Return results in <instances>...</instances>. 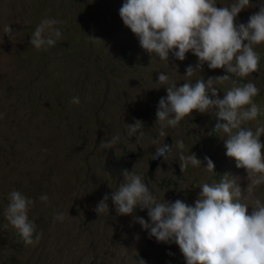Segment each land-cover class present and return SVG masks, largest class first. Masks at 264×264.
<instances>
[{
	"label": "rangeland",
	"instance_id": "1",
	"mask_svg": "<svg viewBox=\"0 0 264 264\" xmlns=\"http://www.w3.org/2000/svg\"><path fill=\"white\" fill-rule=\"evenodd\" d=\"M123 2L0 0V264H139L140 259L186 264L176 243L158 242L135 222L136 216L151 222L147 209L118 215L109 199V212L95 211L104 195L110 197L124 182L123 169L140 175L157 200L180 199L194 206L200 186L218 183L225 174L245 193L247 173L226 155L227 136L214 132V110L194 111L176 127H166L165 137L159 136L156 111L169 86L229 75L228 81L213 82L219 97L233 86L254 83L261 112L244 126L253 131L264 127V44L254 46L259 71L246 78L209 69L207 63L196 68L199 60L191 52L183 61L171 53L168 61L161 60L142 49L124 25L119 15ZM216 2L226 7L234 0ZM262 4L251 0L236 23L246 24ZM44 19L60 21L54 27L62 35L55 46L37 50L30 40ZM5 26L12 27V39ZM189 65L191 77L185 75ZM159 73L169 77L167 83L158 82ZM73 97L80 103H72ZM136 119L143 122L144 134L129 136L127 124ZM114 136L119 139L110 149L101 147ZM165 140L172 150L150 169ZM179 140L184 154L195 153L201 166L181 172ZM260 140L264 143V134ZM205 156L214 162V171L206 169ZM112 157L128 166L110 174L104 161ZM14 190L33 201L28 216L36 233H42L35 246H25L5 217ZM43 194L47 201L40 199ZM245 195L250 206L255 199L264 202V184ZM59 214L63 219L54 220Z\"/></svg>",
	"mask_w": 264,
	"mask_h": 264
},
{
	"label": "clouds",
	"instance_id": "2",
	"mask_svg": "<svg viewBox=\"0 0 264 264\" xmlns=\"http://www.w3.org/2000/svg\"><path fill=\"white\" fill-rule=\"evenodd\" d=\"M251 0H234L230 6L217 7L216 0H124L119 15L126 27L138 37L139 44L149 55L169 60L170 53L183 61L191 52L198 57L202 68L224 69L232 76L246 78L259 71L260 55L255 45L264 44V4L249 17L248 22L236 23L238 14L250 7ZM55 19H44L35 28L30 44L37 50L55 46L61 39V31L54 27ZM5 34L13 38L11 26H5ZM99 40V39H97ZM189 65L186 76L193 75ZM169 77L159 73L158 82L167 83ZM229 75L185 82L182 86L167 87V96L161 97L156 111L161 122L160 137H165L166 127H176L194 111L201 114L215 111V133H225L226 155L236 160V166L247 173L246 192H253L264 184V143L260 137L264 127L253 131L244 125L254 121L261 109L254 102L259 89L252 82L233 86L221 99L213 82L230 80ZM235 85V81H233ZM72 103L79 104V97ZM3 114H0V119ZM129 136H142L143 122L136 119L127 124ZM119 137L102 141L101 147L110 149ZM155 143V141H154ZM179 149L180 170L183 173L191 165L199 167L202 161L195 153L185 155L184 142H176ZM172 145L163 143L156 148L154 159L166 158ZM206 169L214 171L215 164L208 157ZM124 182L111 196L105 194L98 202L97 214L109 212L111 199L118 215H132L134 210L147 209L150 223L143 217H134L150 237L158 242L176 243L186 264H264V202L255 199L250 206L241 188L225 174L220 182L203 183L194 206L177 199L174 202L157 200L142 177L127 169L122 170ZM47 201V194L41 195ZM5 217L17 231L25 246H35L42 236L36 233V225L28 212L33 201L20 191L9 194ZM251 209V211H249ZM63 219V214L54 220ZM7 227V225H5ZM139 264H145L140 259Z\"/></svg>",
	"mask_w": 264,
	"mask_h": 264
},
{
	"label": "trees",
	"instance_id": "3",
	"mask_svg": "<svg viewBox=\"0 0 264 264\" xmlns=\"http://www.w3.org/2000/svg\"><path fill=\"white\" fill-rule=\"evenodd\" d=\"M117 161L118 159L116 157H112V159H109V158L105 159L104 167L106 168L107 171H109L110 174L117 173V170H114V169L120 168V165H118Z\"/></svg>",
	"mask_w": 264,
	"mask_h": 264
},
{
	"label": "water",
	"instance_id": "4",
	"mask_svg": "<svg viewBox=\"0 0 264 264\" xmlns=\"http://www.w3.org/2000/svg\"><path fill=\"white\" fill-rule=\"evenodd\" d=\"M216 122H217V121H216ZM164 143L167 144L168 141L165 140ZM155 152H156V151H155ZM155 152H154V154H155ZM154 154H153V155H154ZM158 159H159V158H158ZM158 159H154V157H153L152 161L150 162V164H151L150 167H149L150 169H152V167L154 166V164L157 162Z\"/></svg>",
	"mask_w": 264,
	"mask_h": 264
},
{
	"label": "flooded vegetation",
	"instance_id": "5",
	"mask_svg": "<svg viewBox=\"0 0 264 264\" xmlns=\"http://www.w3.org/2000/svg\"><path fill=\"white\" fill-rule=\"evenodd\" d=\"M132 155V154H131ZM117 159H118V161H117V163H118V165H120V167H126V166H128L125 162H124V160H120V158L119 157H116ZM126 165V166H125Z\"/></svg>",
	"mask_w": 264,
	"mask_h": 264
}]
</instances>
